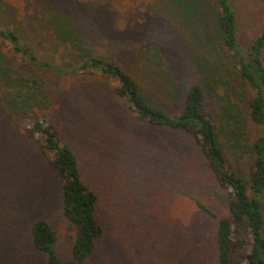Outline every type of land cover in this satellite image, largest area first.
<instances>
[{
    "label": "rangeland",
    "instance_id": "374dc122",
    "mask_svg": "<svg viewBox=\"0 0 264 264\" xmlns=\"http://www.w3.org/2000/svg\"><path fill=\"white\" fill-rule=\"evenodd\" d=\"M232 5L238 41L250 48L264 27V0ZM218 14V0H0V21L17 30L39 58L58 64L82 49L115 61L141 83L157 109L182 111L189 89L200 85L227 155L248 179L258 136L248 116L254 92L231 87ZM49 15L67 20L63 26L70 33L55 51L42 36ZM154 51L160 65L151 61ZM33 76L45 86L54 83L51 118L77 155L83 180L98 195L105 235L85 264H218V221L229 215L228 197L194 138L136 121L106 76L78 81V71L60 77L31 70L1 40L0 264L46 263L33 244L32 225L39 220L55 231L61 262L77 264L76 228L62 215L59 175L49 154L21 129L11 103L13 80ZM225 100L235 119L223 122ZM196 200L215 216L199 209ZM262 207L264 214V195ZM251 244L244 248L247 254Z\"/></svg>",
    "mask_w": 264,
    "mask_h": 264
},
{
    "label": "trees",
    "instance_id": "16d2710c",
    "mask_svg": "<svg viewBox=\"0 0 264 264\" xmlns=\"http://www.w3.org/2000/svg\"><path fill=\"white\" fill-rule=\"evenodd\" d=\"M232 1L218 0L217 20L222 35L219 45L231 65L228 70L231 87H244L254 92L248 104V116L258 128V136L252 147L253 158L249 165L248 179L227 155L222 144L220 127L205 108V90L200 85L189 89L182 111L169 114L152 106L141 83L115 61L91 53L82 54L80 52L87 51L80 49L78 56H71L58 64L51 63L39 58L35 48L17 30L1 21L0 40L6 44L12 56H18L31 70L60 77L68 70L78 71L81 77L78 81L92 79L96 74L104 75L116 83L117 97L129 104L136 121L191 135L218 185L226 191L228 197L229 215L218 221V264H264V27L250 48L242 47L237 38V15ZM46 20L47 30L42 34L43 40L49 45V49L55 51L59 49L62 38L70 36L63 26L67 20L52 15L47 16ZM154 52L156 54L150 57L151 61L160 65V55ZM53 85L54 83L45 86L36 76L13 80L11 86L14 94L10 95L11 103L19 115L21 129L44 153L49 154L50 165L59 175L63 192L62 215L76 228L72 246L73 258L77 264H85L95 253L99 239L105 235V228L97 214L98 195L83 180L77 155L62 139L51 118V109L56 101ZM219 117L223 122L235 119L233 106L227 100ZM196 205L215 216L200 201L196 200ZM32 237L35 248L46 257L45 264H63L56 252V233L48 221H36L32 225ZM250 241L252 244L247 254L244 248Z\"/></svg>",
    "mask_w": 264,
    "mask_h": 264
}]
</instances>
